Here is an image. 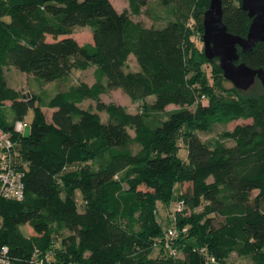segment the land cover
<instances>
[{"label": "trees", "instance_id": "obj_1", "mask_svg": "<svg viewBox=\"0 0 264 264\" xmlns=\"http://www.w3.org/2000/svg\"><path fill=\"white\" fill-rule=\"evenodd\" d=\"M149 1L129 0L131 13L139 17ZM177 1L165 24L147 27L111 0H0V124L12 130L34 111L30 135L14 134L24 199L0 200V245L9 247L13 264H36V253L51 254L48 264H231L232 255L264 264V88L259 81L258 93L234 87L237 98L207 88L203 64L223 70L190 40L189 8ZM222 1L227 30L245 37L252 18L242 0ZM195 3L202 39L210 0ZM84 26L93 43L74 37ZM131 55L138 70L128 69ZM240 55L250 67H264V42ZM92 66L95 84L66 81L45 104L11 87L6 76L12 67L62 81ZM109 89L154 100L131 113L102 100ZM86 99L96 102L95 110L82 106ZM170 105L178 107L167 110ZM240 119L252 122L225 133L233 146L203 141L196 132ZM182 142L187 162L178 156ZM185 183L188 191L176 196V185ZM76 189L83 193L82 210ZM173 201L183 207L172 209L164 227L157 203ZM23 225L34 234L26 236ZM171 226L179 229L178 257L164 249Z\"/></svg>", "mask_w": 264, "mask_h": 264}, {"label": "rangeland", "instance_id": "obj_2", "mask_svg": "<svg viewBox=\"0 0 264 264\" xmlns=\"http://www.w3.org/2000/svg\"><path fill=\"white\" fill-rule=\"evenodd\" d=\"M114 6L119 10L120 12L126 11L130 13L132 18L136 21H141L145 26L150 27L152 25L155 26H161L165 24L169 18V9L170 8H175L178 7V1L174 0L173 3L169 5H164L161 0H150L148 5L144 7L143 13L137 17L131 13L130 5H129V0H111ZM185 3H187L189 11H188V16H189V22H188V27L191 32L190 40L194 41L200 49H203L204 44L201 39V29H198L199 23L197 19L194 18V14L196 13L194 10L195 5L192 6L191 2L192 0H180ZM197 4L198 0H194ZM190 3V6H189ZM202 17V15H200ZM74 37L81 43V44H86V43H93V35L90 27L84 26V27H77L74 31ZM50 37V36H48ZM51 38V37H50ZM191 41L188 40L186 45L191 48L192 44ZM193 42V43H194ZM187 46V47H188ZM140 68L136 58L134 55H131L128 61V69L129 70H138ZM95 66L90 67L87 70H81V69H74L71 73V75L62 81H53V82H45L39 79L38 77H35L33 74H27L24 72H21L20 70L16 68H8L7 69V80L11 84V87H16L17 89H20L22 92L26 93L31 91L34 94H37L40 96L41 101H43V104H45L51 97H53L57 92L62 89V87H65L66 81L68 84L71 83H79V82H86L89 85H93L96 83V77H95ZM201 74L203 73L207 79V88L213 90V92L220 97L223 98H237V95L235 94L234 91V86L231 82L227 81L221 73H217L214 69L213 64H209L206 62L203 64L201 67ZM260 84L254 85L251 89L252 92L258 93L260 89ZM64 89V88H63ZM35 91V92H34ZM102 100L106 103H116L119 105H122L127 111L131 113H136L138 112L141 108L142 105L146 102H153L154 96L148 97L146 100H133L129 96H127L121 89H109L107 90L104 94L101 96ZM202 103H208L209 98H201ZM12 102L8 101L5 102V107H10ZM84 108H92L96 109V102L92 99H86L83 102L82 105ZM178 106L176 105H170L167 107V110H171L174 108H177ZM195 107H191V109H194ZM42 109L45 111L47 117H51V110L46 107L45 105L42 106ZM100 115L102 116V119L104 121H107L108 116L107 114L103 111L100 112ZM34 118V111L33 109H30L28 114L25 116L24 120L27 122V127L24 130V136H29L31 133L32 129V122ZM9 122V121H8ZM252 122V119L248 120H237L234 122H231L227 125L223 124H216L212 127L211 130L209 131H196L198 136L206 142L209 143H215V142H225L229 146H233L235 143L231 139H228L225 136V133L227 131H232L238 124H244V123H250ZM191 129V128H190ZM193 130V128H192ZM131 133H133V130H130ZM178 156L184 160L188 161V148L187 146L182 142L181 147H179L178 150ZM191 184L185 183L183 185H176L174 193L177 196L178 193L186 192L188 191L189 187ZM75 199L77 201V204L79 206V209L82 210L84 206V198H83V193L80 189L75 190ZM62 197H65L64 194H62ZM176 206V201H173L170 205L158 202L157 203V215L158 219L164 227L169 226V220L173 218V213L172 209ZM201 208H198L197 211H200ZM188 212H190L188 210ZM22 232L26 235H30V229L32 230L31 227L27 225H23L21 227ZM33 233V231H32ZM183 253L180 254L182 256ZM229 262L231 264H238L242 263L245 264L247 261L243 260L240 262V259L232 255L231 258L229 259Z\"/></svg>", "mask_w": 264, "mask_h": 264}, {"label": "water", "instance_id": "obj_3", "mask_svg": "<svg viewBox=\"0 0 264 264\" xmlns=\"http://www.w3.org/2000/svg\"><path fill=\"white\" fill-rule=\"evenodd\" d=\"M241 7L252 18L245 37L227 30L223 22V1L210 0L204 13L202 40L206 57L219 60L224 77L235 88L248 91L257 81L264 88V67L252 68L241 61L240 55V51L251 52L257 43L264 42V0H242Z\"/></svg>", "mask_w": 264, "mask_h": 264}, {"label": "built area", "instance_id": "obj_4", "mask_svg": "<svg viewBox=\"0 0 264 264\" xmlns=\"http://www.w3.org/2000/svg\"><path fill=\"white\" fill-rule=\"evenodd\" d=\"M24 119L18 120L12 130L4 128L0 124V200L22 201L25 196L24 172L17 167L14 134H23L27 127ZM183 202H178L176 209L181 210ZM179 237V229L171 226L167 229L164 239L165 251L173 256H179V250L174 246ZM9 247L0 245V264H13L9 254ZM51 254L40 255L36 253V264L50 263Z\"/></svg>", "mask_w": 264, "mask_h": 264}, {"label": "crops", "instance_id": "obj_5", "mask_svg": "<svg viewBox=\"0 0 264 264\" xmlns=\"http://www.w3.org/2000/svg\"><path fill=\"white\" fill-rule=\"evenodd\" d=\"M29 231H30V235H29V236H31V235H33V234H34V233H32V230H31V229H30Z\"/></svg>", "mask_w": 264, "mask_h": 264}]
</instances>
